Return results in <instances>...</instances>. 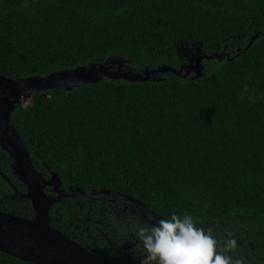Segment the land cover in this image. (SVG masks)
<instances>
[{"label":"trees","instance_id":"16d2710c","mask_svg":"<svg viewBox=\"0 0 264 264\" xmlns=\"http://www.w3.org/2000/svg\"><path fill=\"white\" fill-rule=\"evenodd\" d=\"M185 44L223 56L204 60L200 78L36 93L10 126L45 181L55 173L64 191H111L163 218L190 214L221 249L236 238L226 254L264 264V0H0V77L11 82L115 62L131 75L179 69ZM12 166L0 146V211L33 219ZM125 206L63 198L50 223L104 264H138L123 246L140 216ZM0 264L32 263L0 252Z\"/></svg>","mask_w":264,"mask_h":264},{"label":"water","instance_id":"95a60500","mask_svg":"<svg viewBox=\"0 0 264 264\" xmlns=\"http://www.w3.org/2000/svg\"><path fill=\"white\" fill-rule=\"evenodd\" d=\"M258 37L259 35L250 40L245 52L251 48ZM222 56L223 54H202L194 64H184L180 69L164 66L151 71L147 69L144 73L137 75L113 70L110 64L108 67H82L71 73L56 72L45 78H27L19 82H11L4 78L10 91L0 95V146L9 154L13 161L12 169L15 176L27 189L25 198L32 203L34 217L25 219L0 211V252L32 264H104L86 248L51 226L50 211L63 198L83 197L111 203L127 202L135 205L133 212H136L134 211L136 207L140 209L139 216L143 219L163 218L154 211L145 209L143 203L129 196L112 194L107 190L90 194L81 188L64 191L61 189V180L55 173H52L49 181H45L35 170L31 156L18 133L10 126L12 114L22 98L27 95L33 97L36 93L71 91L80 86L102 81L125 80L134 84L145 83L152 76L163 73H173L177 77L187 78L194 71V78H200L204 71V60L221 59ZM185 71L186 74H184ZM47 187L53 188L52 195L45 193ZM132 246L133 244H127L123 248L129 249Z\"/></svg>","mask_w":264,"mask_h":264},{"label":"clouds","instance_id":"9594fccd","mask_svg":"<svg viewBox=\"0 0 264 264\" xmlns=\"http://www.w3.org/2000/svg\"><path fill=\"white\" fill-rule=\"evenodd\" d=\"M190 214L147 220L137 217L129 229L133 258L138 264H242L226 253L237 249V240L228 233L221 242L211 228L199 226Z\"/></svg>","mask_w":264,"mask_h":264},{"label":"rangeland","instance_id":"374dc122","mask_svg":"<svg viewBox=\"0 0 264 264\" xmlns=\"http://www.w3.org/2000/svg\"><path fill=\"white\" fill-rule=\"evenodd\" d=\"M178 54L189 64H194L197 57L200 56V47L197 44L191 45H181L178 49ZM33 101V97L31 95H27L19 101V105H29Z\"/></svg>","mask_w":264,"mask_h":264},{"label":"flooded vegetation","instance_id":"af4514ba","mask_svg":"<svg viewBox=\"0 0 264 264\" xmlns=\"http://www.w3.org/2000/svg\"><path fill=\"white\" fill-rule=\"evenodd\" d=\"M188 64V63H187ZM184 65V64H183ZM182 65V66H183ZM111 66H114V68L115 67H117L116 68V70H120V68H121V66H120V64H112ZM181 66V67H182ZM180 67V68H181ZM179 68V69H180ZM114 70V69H113ZM184 74H186V71L184 72ZM192 74H194V71H192L191 72V74L189 75V76H191ZM153 77V76H152ZM151 77V78H152ZM3 79V80H2ZM9 91H10V89H9V87H7L6 86V82H5V79L4 78H2V77H0V95L1 94H4V93H9ZM13 170V169H12ZM4 179L8 182L9 180L7 179V178H5L4 177ZM9 184H11V182L9 181L8 182ZM13 188H14V190L17 192V189L15 188V186H13ZM53 189V188H52ZM51 193L53 194V192L51 191ZM19 193H17V195H18ZM130 204V203H129ZM134 207H135V205H133V204H131V206L130 207H127V206H125V211L127 210V209H130V211L133 213V214H136L137 216H139V213L141 214V211H140V209L139 208H137L136 207V210H134V211H136V212H133V209H134ZM133 247V246H132ZM130 249V248H129Z\"/></svg>","mask_w":264,"mask_h":264}]
</instances>
